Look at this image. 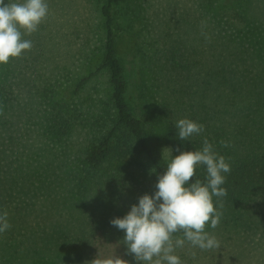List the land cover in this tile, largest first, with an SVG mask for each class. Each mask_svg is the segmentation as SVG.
<instances>
[{"label": "trees", "instance_id": "16d2710c", "mask_svg": "<svg viewBox=\"0 0 264 264\" xmlns=\"http://www.w3.org/2000/svg\"><path fill=\"white\" fill-rule=\"evenodd\" d=\"M146 1L91 0L88 25L75 22L79 9L48 5L23 37L31 50L0 64V212L11 224L0 264H90L113 242L110 255L138 264L110 221L154 194L178 148L205 139L231 166L223 207L213 198L220 223L205 227L220 247L186 241L175 254L182 264H264V0L176 1L154 17ZM125 33L131 60L119 51ZM184 118L204 131L181 141ZM134 162L148 163L150 185ZM206 178L200 165L190 182Z\"/></svg>", "mask_w": 264, "mask_h": 264}, {"label": "clouds", "instance_id": "9594fccd", "mask_svg": "<svg viewBox=\"0 0 264 264\" xmlns=\"http://www.w3.org/2000/svg\"><path fill=\"white\" fill-rule=\"evenodd\" d=\"M48 11L46 0H7V3L0 0V64L31 50L32 41L23 37L37 31ZM203 26L206 21H202ZM175 128L181 141L204 131L202 124L187 118L178 120ZM177 151L179 154L158 176L154 194L145 193L125 216L110 221L124 231L123 244L138 264H182L175 250L186 241L201 250L220 247L219 240L205 227L210 224L215 229L220 223L222 212L214 206L213 198L219 203V198L227 195L222 185L231 166L207 139L202 149ZM200 165L206 166V182L199 179L190 182ZM219 207H223L222 203ZM8 217L7 210L0 212V234L11 228ZM177 233L182 235L176 237ZM90 264H129V261L116 254L106 258L97 255Z\"/></svg>", "mask_w": 264, "mask_h": 264}, {"label": "rangeland", "instance_id": "374dc122", "mask_svg": "<svg viewBox=\"0 0 264 264\" xmlns=\"http://www.w3.org/2000/svg\"><path fill=\"white\" fill-rule=\"evenodd\" d=\"M133 1V0H132ZM179 1V3L182 4V6H186V7H193L194 5V0H147L146 2V6H147V12L150 13L149 16L152 14H157L160 10H164L166 8H170L172 11L175 8V4L173 2ZM20 2H23V0H20ZM48 5H60L58 3H63L65 5H67L69 8H74V9H79V12L76 17L78 18H74L78 23V25H88V24H93L94 22H96V17L97 15L95 14V10L91 11V0H46ZM166 13L170 14L172 13L171 11H167ZM154 17V16H153ZM98 19V18H97ZM57 21L60 22V20L58 19ZM63 21V20H61ZM135 27H136V22H135ZM131 38L129 36L128 33L123 34V36L121 38L118 39V45H119V51L120 54H122L124 57L127 55L128 59L131 60L132 58V54H131ZM94 43V42H92ZM91 85H93V83H91ZM90 87V86H89ZM148 163H138V162H134L130 169L133 170L135 168H137V173L139 174V170L141 172V178H142V182L146 183L147 185H150L152 182L151 177L148 174H146L147 170L146 166ZM140 182V181H138ZM141 183V182H140ZM100 249L101 251H103V253L107 256L110 255V253L113 250V247H119L118 244L116 243H110L107 246H104L103 244L100 245ZM223 250V249H222ZM111 251V252H110ZM224 255L228 256L231 253V247H224L223 250Z\"/></svg>", "mask_w": 264, "mask_h": 264}]
</instances>
